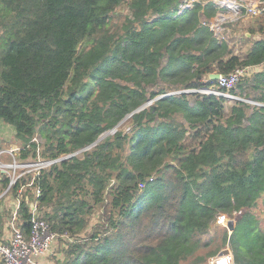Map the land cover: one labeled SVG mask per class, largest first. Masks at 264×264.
Listing matches in <instances>:
<instances>
[{"label":"trees","instance_id":"obj_1","mask_svg":"<svg viewBox=\"0 0 264 264\" xmlns=\"http://www.w3.org/2000/svg\"><path fill=\"white\" fill-rule=\"evenodd\" d=\"M184 2L0 0V117L22 160L66 157L9 193L17 199L25 185L26 235L31 203L69 235L57 264H180L218 211L242 212L225 236L234 264H264L250 211L264 197V68L251 70L264 66V37L236 53L211 27L213 3ZM256 23L264 34V12ZM242 68L250 71L231 94L259 105L199 91L217 86L209 74Z\"/></svg>","mask_w":264,"mask_h":264},{"label":"built area","instance_id":"obj_2","mask_svg":"<svg viewBox=\"0 0 264 264\" xmlns=\"http://www.w3.org/2000/svg\"><path fill=\"white\" fill-rule=\"evenodd\" d=\"M197 2H211L219 9L215 17L216 19L214 18L215 20L213 19L211 23L212 29L217 34L223 31V25L221 26L222 23L233 22L243 16L260 15L264 12V1L262 0H185L182 8L184 10L190 9ZM247 71L249 72L250 68L237 69L231 74L220 75L216 87L203 88L199 91L206 94L240 100V98L231 94V90H233L239 81L247 75ZM220 89H225L226 91H221ZM3 154V152H0V160L2 159L1 156ZM10 154L13 155L12 152ZM65 158L66 157H61L55 160L37 159L33 163H29L21 158L17 159L14 156L12 163H3L0 161L1 172H7L9 169H13L11 180L4 175V177L9 179V184L8 187L4 189L5 191L0 196V199H2V196L4 195H10L13 197L9 192L18 181L25 179V167L33 166L35 168V175H37L40 170ZM4 177L0 178V180L2 181ZM144 186V184H140V188H143ZM24 190L25 185L22 184L18 190V198L15 199L13 197L15 200L14 204L10 206L6 203V205H4V208H6L10 214L7 215L5 219L7 228L5 236L0 238V261L3 264H42L41 259L47 257L53 251L55 246L59 244L60 239L71 240L66 233L59 234L52 231L49 223L41 218V215L36 209V204L34 203L30 204L33 211L30 232L28 235L25 234V231L22 228L21 216L19 214L20 198L22 197ZM33 191L36 196L40 195L39 189L35 188ZM28 200L29 199L27 198V201ZM32 205L34 206L32 207ZM230 221L231 219L223 214L218 216L216 223L228 228ZM204 264H234L232 251L227 249V252L219 253L210 258Z\"/></svg>","mask_w":264,"mask_h":264},{"label":"rangeland","instance_id":"obj_3","mask_svg":"<svg viewBox=\"0 0 264 264\" xmlns=\"http://www.w3.org/2000/svg\"><path fill=\"white\" fill-rule=\"evenodd\" d=\"M127 12H128V3H126L124 6H121L117 9L116 13L113 16V23L117 24L118 26H121ZM259 16H261V14L260 15L243 16L236 21L230 22V23H234L232 25H235V26L233 29H232V27H231V29L227 28L226 31H225V25L228 22L221 24V26L223 25V31L220 33V35L224 36L226 34V32H227V34H229L227 36V38L229 40H231V39L234 40L233 42H231V48H233V50L236 53L244 54L245 50H247L248 48L251 47L253 41L264 37V34L260 33V31L258 30V24L256 23V18ZM249 28L256 30L255 34L251 35L249 32ZM245 34H246V36H245ZM244 37H248L250 39L248 41H242L244 39H241V38H244ZM259 68L263 69L264 66L258 67L257 69L255 68V70H260ZM233 96L238 97V98H240V100H243L244 102H247L251 105H259V104H256L257 102H254L251 99H243V98L236 96V95H233ZM230 100L234 101L236 99H230ZM124 123H125V121L122 122V124H124ZM125 129L128 130L127 126H125ZM111 133H113V132H109V133L103 135L101 137V139H103L104 137H106L107 135H109ZM35 140L39 143L44 142L39 136H37L35 138ZM127 141H128V139L125 141L123 140V143L125 142L124 143L125 149H124L123 154H126V151H127ZM21 147H22V144H21V142H19V140L16 139L14 128L10 125H7L6 122L0 117V152L4 153L1 156L2 159L0 161L3 163H12L14 156L17 159L20 158V152H21L20 150H22ZM42 149H43V147H40L39 152H41ZM86 150H88V148ZM84 151L85 150H81L80 152H78L76 154L80 155ZM11 152L14 156L10 154ZM40 157L41 156L37 157L36 159L30 158L25 162L33 163L34 161H36ZM4 175L11 180V177L13 176V169L11 168L7 172L6 171H4V172L0 171V178L4 177ZM34 176H35V168L33 166L25 167V178L28 180L30 179L29 181L32 182L31 179ZM0 191H1V188H0ZM1 194L2 193H0V195ZM250 211L252 212L253 216L256 218L259 229L262 232H264V197L259 198L257 200V202L252 206ZM218 212H219V214H217L218 216L225 214L231 219V217L228 213L223 212V211H218ZM241 213H242L241 211L240 212L237 211V212L233 213L234 219H231V220H234L235 226H236L235 219H237ZM99 214H100V211H97L96 215L93 216V219L91 221V225H94L95 223L98 222ZM7 215H8V212H7ZM218 216H217V218H218ZM226 232H228L227 233L228 237H230L232 235L231 234L232 232L227 227L218 225L217 223L212 225L210 230L201 236L200 243H199V245L196 246V250L194 251V253L191 256H189L186 261H182L180 264H194L196 259H199V258L203 259V261L200 264H204L210 258L218 255L219 253H221L227 249H230L229 242H227V241L225 242Z\"/></svg>","mask_w":264,"mask_h":264},{"label":"crops","instance_id":"obj_4","mask_svg":"<svg viewBox=\"0 0 264 264\" xmlns=\"http://www.w3.org/2000/svg\"><path fill=\"white\" fill-rule=\"evenodd\" d=\"M257 68L258 67H256V69ZM259 69L261 70V68H259ZM253 70H254V72L258 71V70H255V68ZM0 188H1L0 193L3 194L5 190L2 189L1 180H0ZM14 202H15V200L10 195H4V196H2V199H0V238L5 236L6 229H7L5 219L7 217L6 212H8V211L6 208H4V205H6V203H8V205L11 206L14 204ZM63 259H64V252L61 249L60 245L58 244L57 246H55L53 251L47 257H43L41 259V262H42V264H57V262L62 261ZM0 264H3V263L0 261Z\"/></svg>","mask_w":264,"mask_h":264},{"label":"water","instance_id":"obj_5","mask_svg":"<svg viewBox=\"0 0 264 264\" xmlns=\"http://www.w3.org/2000/svg\"><path fill=\"white\" fill-rule=\"evenodd\" d=\"M220 75L221 74H219V73H214V74H209L208 76H207V78H208V80L209 81H216L217 82V80L220 78ZM141 108H143V106L141 107ZM141 108H139V109H141ZM138 109V110H139ZM133 114V113H132ZM131 114V115H132ZM130 115V116H131ZM116 130V129H115ZM114 130V131H115ZM114 131H112V132H114ZM99 140H101V138H99ZM98 140V141H99ZM98 141H96L93 145H95ZM93 145H91V146H93ZM91 146H89V147H87L88 149L91 147ZM86 148V149H87ZM86 149H84V150H86ZM73 155V154H72ZM72 155H70V156H68V157H72ZM34 205H32V207H33ZM228 229L231 231V232H233L234 231V229H235V222H234V220H231L230 222H229V224H228ZM225 252H227V250L226 251H223V253H225Z\"/></svg>","mask_w":264,"mask_h":264}]
</instances>
